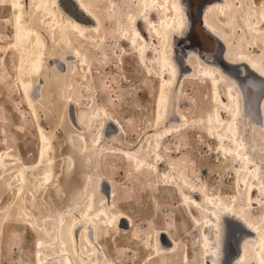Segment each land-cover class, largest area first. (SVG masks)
<instances>
[{
    "label": "rangeland",
    "instance_id": "1",
    "mask_svg": "<svg viewBox=\"0 0 264 264\" xmlns=\"http://www.w3.org/2000/svg\"><path fill=\"white\" fill-rule=\"evenodd\" d=\"M113 2L122 20L128 6L123 0ZM256 2L263 3L262 0ZM97 7L103 24L99 33L89 31L87 40H74V46L82 55L67 57L72 52L69 44L47 49L43 71L52 83L42 84L43 98L36 106L37 115L21 98L15 71L0 68V151L11 147L26 162H33V156H26L37 150V125L41 123L51 136V154L55 159L49 184H37L38 177L27 185L22 195L17 193L13 178L9 177L11 184L8 183L9 179L0 184V264H38V251L45 258V264H70L69 256L57 255L62 251L59 239L65 236L60 224L69 223L75 218L80 221L83 213L87 212L85 205L88 196L93 194L96 204L105 192L111 193L110 190L114 194L115 210L131 218L134 225L127 226L126 220H121L119 228L113 224L107 226L106 222L99 224L97 247L98 253L103 254V262L207 264L212 235V216L207 212V205L202 203L205 208L193 209L191 216L182 205L180 193L169 182L186 180L196 189L205 187L210 195L221 198L225 204L233 201L236 207H247L246 216L259 221L263 230L264 199L254 194V200L258 202L249 207L245 190L239 185L238 175L243 168L241 163L232 156L224 158L223 151L218 148V140L209 136L199 122L204 114L201 108L206 105L208 109L210 106L207 87L203 88L196 81L184 78L178 91L172 89L169 92L168 117L174 112L185 114L189 119L186 124L180 123L177 116L172 123L167 121L168 125L179 124L180 128L174 132L170 129L169 135L157 140V129L152 130L155 128V99L159 85L157 68L153 63L142 62L133 48L111 30L113 20L105 13L108 8L105 1ZM10 31L9 12L0 10V57H4L5 49L9 48L6 41ZM261 51V48L248 49L252 54ZM54 57L66 59L68 68L53 61ZM5 60L7 67H13L11 51ZM74 111L78 112L80 129L72 120ZM95 113H101L100 118L99 115L93 116ZM254 113L256 115L252 120L250 115L241 117L240 133L251 159L255 164L259 163L260 169L253 164L248 166L260 173L264 172V126H261L256 110ZM113 119L121 127L113 125ZM102 127L105 131L100 133ZM157 141L162 146L160 162H154L151 157L156 151ZM111 149L130 152L148 164L137 168L136 162L123 154L109 153ZM104 177L110 185L103 184ZM101 188L105 191L103 194ZM190 195L199 199L192 193ZM232 196L237 200H232ZM80 229H77V234ZM162 231L171 232L173 238L178 240L179 247L171 253H160L150 258L158 252L152 249L154 235L160 236ZM115 236L117 238L114 239ZM232 240L229 239L230 249L226 251L228 259L235 254ZM77 247L80 250L83 248L81 238ZM238 264L257 263L248 254Z\"/></svg>",
    "mask_w": 264,
    "mask_h": 264
},
{
    "label": "bare ground",
    "instance_id": "2",
    "mask_svg": "<svg viewBox=\"0 0 264 264\" xmlns=\"http://www.w3.org/2000/svg\"><path fill=\"white\" fill-rule=\"evenodd\" d=\"M69 1L77 6L83 16L89 19V23H83L81 19L78 20L70 15L62 0H0V10L9 12L11 28V34L7 38L8 41H6L9 48L5 49L4 57H0V68L15 71L19 94L32 112L37 115L36 106L39 104L38 101L42 102V84L44 82L52 83L51 79L45 77L46 72L43 71L47 49L51 46L69 44L68 46L72 52L67 57L76 58L82 55L80 50L74 46V40H87L89 31L99 33L103 24L97 6L105 1L108 7L105 13L107 17L113 20L111 30L119 36L121 41L133 48L142 62L153 63L157 68L159 85L155 99V128L152 129H157V131L155 130L157 140H162V138L169 135L170 129L173 130L172 132L174 130L178 131L179 124L168 125V123L175 121L176 116L181 120L180 123L186 124L189 119L185 114L178 115L174 112L168 117L169 92L172 89L178 91L180 81L184 78L196 81L203 88L207 87L209 91L207 99L210 101V106L208 109L205 107L206 105L204 108L200 107L204 114L199 122L202 123L209 136L218 140V148L223 151L224 158L232 156L241 163L243 168L241 169L242 173L238 175L239 185L245 190L244 193L246 194V201L250 205L249 207L258 202L254 200V194L264 199V172L257 173V169L252 171V166H248V164H253L254 167L260 169L259 163L255 164L251 159L249 150H247L244 140L241 139L240 133L241 117L250 115L252 120L254 110L259 115L261 126H264V98L260 102L256 99L258 83L247 73L249 72L264 81V0H262V4H258L256 0H209L203 10V29L222 48H225L224 56H220V58L228 67L227 70L235 71L238 74L239 81H241L239 85L225 71L224 66L220 64L218 55H205L202 51L184 50L179 47L177 42L185 40L189 31L188 12L184 8V0H123L126 2L128 9L125 10L126 14L122 20L117 15L113 0ZM94 40L96 41V39ZM184 45L188 46L189 44L186 42ZM251 48H261L262 51L252 54L248 52V49ZM9 51L13 54V67L10 68L7 67L5 60ZM178 51L180 53H176ZM53 61L59 62L64 68H68L67 60L64 58L54 57ZM55 64L59 66L58 63ZM3 78L5 77L3 76ZM241 89L245 92L244 94H242ZM246 92H249L250 96ZM81 102L83 101L81 100ZM100 114L95 113L93 116L99 115L98 118H100ZM37 119L35 118V120ZM72 120L76 128L80 129L81 123L78 112H73ZM111 123L115 124L117 128L121 127L114 119ZM103 131H105L104 127L100 129V133H103ZM262 132L264 134V127H262ZM5 133V130H3L4 136ZM37 142V150L26 156H33V162H26L23 156L14 152L11 147L0 151V184L6 179H9L8 183L11 184L9 178L11 177L15 180L17 193L22 195L27 185L32 184L38 177L37 184L41 182V184L50 183L55 159L51 154V136L46 133L41 123L37 125ZM156 143V151L151 154V157L154 162H160L159 160L162 159L160 147L162 146H160L161 142L158 143L157 141ZM108 152L118 153L119 151L111 149ZM119 153L136 162L137 168L147 163L143 158L138 159L130 152ZM170 177L172 179L173 176L170 175ZM107 181L108 179L105 177L102 179L103 184L108 186L110 183ZM169 184H174L173 186L180 193L182 205L191 216H193V209L204 207L202 203L207 205V212L212 216L210 219L212 235L209 240L211 245L209 252H207L210 259L207 260V264H238L248 254L256 259L257 264H264V230L259 221H253V219L251 220L246 216L247 207L242 205L236 207L232 203L233 201L225 204L221 198L210 195L205 187L196 189L186 180L181 182L172 180ZM100 191L101 194L105 192L102 188ZM110 191L111 193L107 194L105 192L96 204L93 202V194L89 195L86 205L84 204L87 212H84L82 217L80 216V221L75 218L71 219L69 223L60 224L61 228L64 229L65 236H62L61 240L59 239L62 251L57 255L69 256L70 264H113L109 260L103 262V254L98 253L97 230L99 224L106 222L107 226L113 224L114 227L119 228L121 220H126L129 227L133 223L131 218L125 216L120 210H115L114 194L112 190ZM191 193L199 199L190 195ZM232 197V200H237L235 196ZM28 224L30 225V223ZM78 228H81L79 234H77ZM170 233L162 231L160 236L154 235L152 249L155 248V251L158 252L152 254L150 258L160 253H171L179 247L178 240L173 238ZM78 235L83 241L82 250L77 247ZM202 235L204 236V234ZM115 238L117 237L115 236ZM230 238H233L232 241H234L235 254L232 255L233 258L228 259L226 251L230 249H228ZM38 246L40 247V245ZM37 255L38 264H45V258H42L39 251ZM185 258H188V256Z\"/></svg>",
    "mask_w": 264,
    "mask_h": 264
},
{
    "label": "flooded vegetation",
    "instance_id": "3",
    "mask_svg": "<svg viewBox=\"0 0 264 264\" xmlns=\"http://www.w3.org/2000/svg\"><path fill=\"white\" fill-rule=\"evenodd\" d=\"M185 3L187 5L189 31L185 40L183 39L177 42L179 47L184 50L195 49L202 51L205 55H218V59L220 60V56H222L221 46L216 40L207 35L203 29L202 17L207 1L185 0ZM186 42L190 46H185L184 44ZM176 53H180V51Z\"/></svg>",
    "mask_w": 264,
    "mask_h": 264
},
{
    "label": "water",
    "instance_id": "4",
    "mask_svg": "<svg viewBox=\"0 0 264 264\" xmlns=\"http://www.w3.org/2000/svg\"><path fill=\"white\" fill-rule=\"evenodd\" d=\"M62 3H63V5H64L65 8L67 7L66 9L70 13V15H72L74 18H77L78 20L81 19V21L83 23H89V19H87L85 16H83V14H81V12L77 9V6L74 5L71 1H69V0H62ZM183 3H184L183 4L184 5V8L187 11V8H186L187 5L185 3V0H184ZM221 49H222V57H223L224 56V53H225V48L224 47L223 48L221 47ZM219 61H220V64H222V66H224L223 68L225 69V71L228 72V74L231 75L236 80V82L239 85V82H241V81H239L238 74L235 71L234 72H231L230 70H227L228 67L223 63V60L220 59ZM229 71L231 72V74L229 73ZM247 73H248V76L253 77V79L258 83L257 88H256L257 89V93H258L256 95V99H258L259 102H260V100H262L264 98V87H263L264 81L262 79L256 77V76H254L253 74H251L249 72H247ZM241 92H242V94L245 93L242 89H241ZM246 93H247L248 96H250L249 95V92H246ZM255 115H256L255 113L252 114L253 117H255Z\"/></svg>",
    "mask_w": 264,
    "mask_h": 264
}]
</instances>
